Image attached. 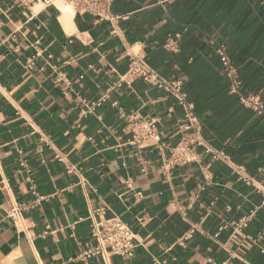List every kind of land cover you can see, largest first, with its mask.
<instances>
[{
    "label": "crops",
    "instance_id": "obj_1",
    "mask_svg": "<svg viewBox=\"0 0 264 264\" xmlns=\"http://www.w3.org/2000/svg\"><path fill=\"white\" fill-rule=\"evenodd\" d=\"M55 5L0 0V264H264V113L228 93L215 55L224 44L242 93L264 101L259 1L114 0L116 22L73 10L68 31ZM132 55L182 81L202 124L197 162L166 166L183 110L121 80ZM141 119H156L157 140L132 141ZM98 208L133 232L130 258L80 257Z\"/></svg>",
    "mask_w": 264,
    "mask_h": 264
},
{
    "label": "built area",
    "instance_id": "obj_2",
    "mask_svg": "<svg viewBox=\"0 0 264 264\" xmlns=\"http://www.w3.org/2000/svg\"><path fill=\"white\" fill-rule=\"evenodd\" d=\"M64 4L70 5L79 15H88L96 22L108 21L111 24L116 22L119 16L112 13L111 7L114 0H60ZM264 8V0H258ZM25 7H31L36 3H42L44 6L52 5L56 7L51 0H21ZM59 11V10H58ZM39 41L35 40L34 44ZM166 47L171 51H177L176 41L169 38ZM221 73L226 82L228 93L237 97L238 102L245 108L251 110L257 115L264 113V101L261 94L242 93L243 82L239 77L237 68L233 65L224 44H217L215 47ZM38 56V54H36ZM31 57L28 64H32ZM126 84L130 85L136 80L152 85L175 99L177 106L183 110L184 123L180 126V138L171 149L170 156L166 162L169 168L175 166H184L186 164L197 162L199 156L196 147L202 143V124L194 112V105L188 100L186 92L182 88L180 80H165L160 77L153 69L148 67L142 60L135 55L130 56L128 69L121 78ZM104 100L90 102L82 111L84 115H92ZM121 116L127 118L123 112ZM132 141L141 144L146 140H157L156 119H141L132 123ZM214 157L226 158L223 152H218ZM58 160L59 157L57 156ZM130 187L128 182H125ZM31 194L37 195L34 188ZM39 198V197H38ZM40 199V198H39ZM23 208L20 206H11L7 215L14 221L20 216ZM103 209L98 208L90 214V233L95 239L96 245L81 253L80 257L88 258L92 255L101 254L103 259L106 255H117L130 258L135 247V237L131 229L117 217L97 219ZM248 222L244 218L240 226L245 227ZM264 253V250H262Z\"/></svg>",
    "mask_w": 264,
    "mask_h": 264
},
{
    "label": "bare ground",
    "instance_id": "obj_3",
    "mask_svg": "<svg viewBox=\"0 0 264 264\" xmlns=\"http://www.w3.org/2000/svg\"><path fill=\"white\" fill-rule=\"evenodd\" d=\"M53 1L55 4H57L58 8H59V12L61 13V22L62 24L65 26L66 30L68 31L70 29L69 25L71 24V18L73 15V8L68 5V4H60L58 3L59 0H51Z\"/></svg>",
    "mask_w": 264,
    "mask_h": 264
}]
</instances>
